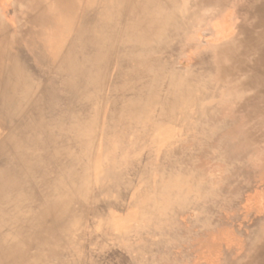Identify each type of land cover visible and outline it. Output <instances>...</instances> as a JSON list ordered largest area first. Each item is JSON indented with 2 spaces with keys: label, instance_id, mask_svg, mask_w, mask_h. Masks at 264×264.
Here are the masks:
<instances>
[{
  "label": "rangeland",
  "instance_id": "374dc122",
  "mask_svg": "<svg viewBox=\"0 0 264 264\" xmlns=\"http://www.w3.org/2000/svg\"><path fill=\"white\" fill-rule=\"evenodd\" d=\"M229 8V26L236 33L243 20L231 5L222 15ZM84 11L76 9L73 32ZM209 28L199 46L214 37L231 39L216 26ZM112 44V52L121 50ZM189 55L172 52L168 58L188 60ZM56 60L45 77L43 72L35 77L40 86L33 97L49 93L42 107L55 141L2 159L7 168H16L17 184L9 190L19 198L16 212L45 209L33 229L50 245L48 262L41 264H233L245 229L257 218L255 199L264 190V89L224 86L213 74L204 90L184 94L187 100L179 104L152 83L159 72L150 70L135 84L148 95L135 99L121 82L111 84L113 67L75 81L70 72L58 75ZM27 95L24 99L33 94ZM258 95L260 100L245 106ZM43 123L29 121L37 127ZM37 133L48 138L42 129ZM63 153L67 156L59 158ZM53 168L71 173L66 185L84 191L83 197L75 194L67 214L52 210L54 197L64 191L54 195V180L50 186L40 180Z\"/></svg>",
  "mask_w": 264,
  "mask_h": 264
},
{
  "label": "bare ground",
  "instance_id": "6f19581e",
  "mask_svg": "<svg viewBox=\"0 0 264 264\" xmlns=\"http://www.w3.org/2000/svg\"><path fill=\"white\" fill-rule=\"evenodd\" d=\"M83 2L0 0V264L48 262L46 253L50 245L43 241L42 235L33 232L35 219L41 220L45 209L36 214L16 212L19 198L9 193L17 184L16 168L15 165L7 168L2 159L5 155L16 157L28 147L43 146V141L48 144L55 141L51 128L45 124L47 110L42 107L49 93L33 98L40 86L35 77L42 72L45 77L54 59L58 60V75L70 72L75 81L113 67L116 77L111 84L121 82L135 99L148 95L135 84L150 70L159 72L152 83L166 88L169 98L179 104L182 99L187 100L184 94L204 90L213 74L222 77L224 86L243 91L264 89V0H86L85 5ZM228 5L241 13L243 22L236 33L229 26L231 8L222 15ZM78 6L85 11L73 32ZM217 14L220 18L212 20ZM115 25L119 27L117 32L112 30ZM210 25L231 39L220 42L219 37H214L199 46ZM113 42L119 43L121 50L115 48L116 52H112ZM172 52L191 55L188 60H175L168 58ZM115 53L119 55L114 58ZM24 92H28V97L30 93L33 95L24 99ZM150 94L159 99L157 94ZM115 99L119 100V96ZM258 100L259 95L245 106L251 107ZM28 105L31 108L27 109ZM118 114L116 117H120ZM35 118L44 122L43 126L29 124ZM39 129L48 138L38 134ZM254 133L253 129L249 133L252 143ZM66 156L63 153L59 158ZM23 164L29 167L27 157ZM49 173V177L40 180L49 186L54 180V195L64 191L62 197H54L56 208L52 210L54 214H67L75 194L80 198L84 191L81 186L66 185L64 179L71 173L56 168ZM53 174L56 176L51 179ZM94 196L93 200H97V195ZM256 198L255 201H260L257 218L245 229L246 237L238 243L241 251H236L233 264H264V190Z\"/></svg>",
  "mask_w": 264,
  "mask_h": 264
}]
</instances>
